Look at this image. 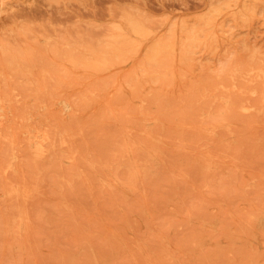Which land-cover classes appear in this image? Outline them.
Segmentation results:
<instances>
[{
    "label": "rangeland",
    "instance_id": "rangeland-1",
    "mask_svg": "<svg viewBox=\"0 0 264 264\" xmlns=\"http://www.w3.org/2000/svg\"><path fill=\"white\" fill-rule=\"evenodd\" d=\"M0 264H264V0H0Z\"/></svg>",
    "mask_w": 264,
    "mask_h": 264
}]
</instances>
